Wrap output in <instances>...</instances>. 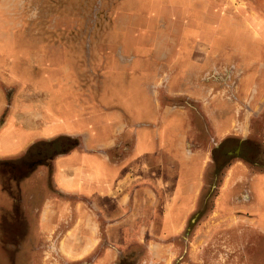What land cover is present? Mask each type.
I'll list each match as a JSON object with an SVG mask.
<instances>
[{
	"label": "rangeland",
	"instance_id": "374dc122",
	"mask_svg": "<svg viewBox=\"0 0 264 264\" xmlns=\"http://www.w3.org/2000/svg\"><path fill=\"white\" fill-rule=\"evenodd\" d=\"M176 1L177 11L172 0H0V90L6 97H0L2 107L13 103L12 114L17 116L18 122L24 123L27 116L38 122L42 118L41 107L49 103L51 110L45 113L44 121L49 120L48 132L53 134L58 129L55 122L60 110L72 115L71 104L87 102L86 106H89L90 102L97 101L105 104V87L106 84L113 85V77L111 74L107 77V62L102 58L106 53H115L117 48L111 50L117 37L109 29L115 22L155 28L159 23L150 19L151 16L164 17L165 21L160 20V25L175 26L176 22L180 25L176 16H189L185 12L189 11V0ZM228 1L236 9L242 7V11L236 10L232 14L242 24H239L236 37L250 39L257 35L259 41L242 57L226 55L224 69L235 65L239 73L231 79L230 71L225 70L226 101L230 102L235 93L241 97L239 101L244 107L249 103L248 90L251 86L256 88L255 81L258 87L256 99L264 94V56L260 57L258 50L257 57H251L249 51L264 48L260 40L264 36L255 35L249 29L247 8L252 1L260 12H264V0H257V4L254 0ZM226 8L225 5L222 9ZM151 33L143 38L147 43L154 41L155 35ZM153 47L145 48V60L126 64L144 70L148 76L147 85L150 82L153 85L154 72H167L173 67L168 61L148 60L154 52ZM133 54L137 55L138 49H134ZM108 64L116 65L117 62ZM233 83L235 92L231 90ZM167 85L164 83V89ZM262 97L259 98L261 102L264 95ZM156 98L160 99L158 95ZM161 98L166 100L162 102H175L172 100L175 98L167 95ZM31 103L34 112L29 115L27 105ZM211 138L203 139L208 150L213 142ZM253 138L264 145V137ZM193 144V151L199 156L193 159L192 168L189 167V143H186L185 151L178 153L177 166L172 163L176 168L158 167L162 174L157 171L156 179L160 177L159 180L166 182V190L162 187L158 195L147 191L145 221L137 224L131 219L128 233L133 236L78 239L70 235L75 222L65 205L47 206L43 220L35 214L37 207H30L28 214L32 221L26 220L20 206H3L0 209V264H264V192L252 190L248 184L240 193L229 188L232 184L227 189L235 166L230 159L217 166L214 163L208 166L210 168L202 173L204 180L201 181L202 174L198 170L202 146L198 142ZM168 161L169 157L164 159L163 154V162ZM259 164L264 169V161ZM154 172L156 170L146 169L147 178ZM191 184L194 185L193 195L189 190ZM254 198L256 207L250 205ZM152 201L156 205H151ZM60 212L67 213L66 217ZM167 212L172 214L171 226L164 227L159 220L149 221L153 217L161 218ZM187 217L188 222H185ZM169 229L173 236H161ZM154 234L160 236L153 237Z\"/></svg>",
	"mask_w": 264,
	"mask_h": 264
},
{
	"label": "crops",
	"instance_id": "0c3cea01",
	"mask_svg": "<svg viewBox=\"0 0 264 264\" xmlns=\"http://www.w3.org/2000/svg\"><path fill=\"white\" fill-rule=\"evenodd\" d=\"M172 1L177 11V1ZM229 2L189 0V11L184 9L189 16H176L181 23L178 25L176 22L175 26L160 25V20L165 21L161 16L150 17L159 23L155 28L132 27L130 22H115L109 30L117 37L111 48L117 47L116 51L106 53L102 58L107 62L104 66L107 77L109 74L113 77V85L106 84L105 87L106 103L96 100L95 108H89V111L82 103L73 104L69 108L73 110L72 115L63 114L60 110L55 122L58 128L56 133L49 134V120L44 121L48 103L41 107V121L36 122L27 116L22 123L12 114L14 110L11 104L10 108L7 105L6 113L7 109L4 110L0 102V209L3 206H20L26 220L32 221L28 214L32 207H37L35 214L43 220L47 206L65 205L75 222L70 233L73 237L92 240L133 236L128 233L131 219L137 224L145 221L147 191H154L158 195L162 187L166 190V182L160 181V177L156 179L157 171L162 174L158 167H165L166 170L176 168L178 153L185 151L186 143H189V167L192 168L193 159L199 156L193 151V143H203L199 159L204 160L206 155L207 145L200 137L220 139L238 134L232 127L242 124L241 121L237 122L239 109L236 105L241 103V97L234 93L232 100L229 98L230 102L226 101L224 70L230 71V78H236L239 73L235 65L224 69L226 55L242 57L250 47L257 46L259 41L256 34L264 36V12H260L252 1L249 2L248 26L256 37L238 38L236 31L242 24L232 14L236 10L242 11V7L240 5L241 8L236 9ZM254 2L257 4V0ZM225 5L227 8L223 10ZM184 11L180 10V13ZM150 31L155 37L153 42L147 43L143 38L151 35ZM260 40L264 47V38ZM125 46L127 49H123ZM148 46L155 47L148 60L173 63L170 71L154 72L153 85L151 82L147 85L148 76L144 70L126 66L129 62L145 60V48ZM159 46L166 49H158ZM134 49H138L137 55L133 54ZM258 50L260 57L264 56V48L249 50L250 56L257 57ZM110 61L117 64L109 65ZM164 83H168L166 89ZM231 86L232 92H235V83ZM160 93L175 98L172 99L175 102H162L165 99L161 98ZM248 93V100H257V88L251 86ZM2 95L3 91L0 90V97ZM156 95H160L159 100ZM184 100L189 104L184 105ZM33 109L32 103L27 105L29 115L34 112ZM66 142L72 144L64 147V152L51 160L54 186L50 189L43 164L36 169H27L26 166L32 161L36 150H40L42 156L44 151L54 146L53 143L60 145ZM163 154L164 159L169 157L168 162H163ZM6 166L10 168L9 171L5 170L7 176L3 174ZM235 166L238 168L239 165ZM146 169L156 172L147 178ZM251 179L259 180V186L254 185V188L263 193L264 175L256 172ZM189 190L193 195V184L189 185ZM152 202L151 205H156ZM250 205L257 206L254 202ZM60 213L66 217L67 213ZM135 214L137 217L133 219ZM150 220H159L164 227L171 226L173 222L170 212ZM171 232L169 229L161 236H171ZM94 245H97L96 241Z\"/></svg>",
	"mask_w": 264,
	"mask_h": 264
},
{
	"label": "flooded vegetation",
	"instance_id": "af4514ba",
	"mask_svg": "<svg viewBox=\"0 0 264 264\" xmlns=\"http://www.w3.org/2000/svg\"><path fill=\"white\" fill-rule=\"evenodd\" d=\"M225 72V70H224ZM256 75V74H255ZM259 75V74H258ZM258 78V77H257ZM255 86L257 87L256 81ZM1 87V86H0ZM264 89V88H263ZM161 96H166V94H161ZM159 95V96H160ZM264 95V94H263ZM263 95H261L259 98H261ZM259 98L257 100H248V105L244 106L242 104H239L237 110L238 120L237 122L241 121V126H234L232 127V130H236L238 134H236V137H241L239 139H234L230 137H212V143L210 149L206 151V155L204 157V160H202V166H199V173H204L208 170V166H211V164H215L216 166L224 161L225 159H230L231 162H233L234 165H239L238 168L236 166H233V171L230 173L229 177V184H227L228 187L232 184L231 189L235 193H240L244 185L248 184V187L252 190H254V185H258V181L252 180V176L256 172H261V174L264 175V169L259 164V161H264V145H261L258 141H256L253 137H264V101H259ZM263 98V97H262ZM153 101V99H152ZM84 102V101H83ZM184 105L189 104L186 100H184ZM7 104V103H6ZM10 104L12 105L13 110V103H9L8 106L10 108ZM60 104V101L58 102ZM69 105V103H67ZM88 103L84 102L83 105L85 108H87V111H89V108H95V103L90 102L89 106H86ZM72 105V104H71ZM7 105H5L6 107ZM4 107V108H5ZM8 108V107H7ZM5 108L4 110H6ZM47 111H50V104L47 105ZM61 108V106H60ZM62 111V110H61ZM241 114V115H240ZM241 116V118H240ZM240 118V119H239ZM245 120V121H244ZM248 126L247 128H245ZM201 139H205L207 137H200ZM201 141V140H199ZM201 143V142H200ZM72 143H63V144H56L53 143V147H50V149L47 151H44L43 155L39 154L40 150H34L33 158L31 159L30 163L27 164L26 168L28 169H36L41 164L44 165V168L46 169V181L50 184V189L53 188V178L51 176L52 174V158L56 156L57 154H60L64 152V147H68ZM206 144V143H204ZM203 145V143L201 144ZM207 148V147H206ZM205 149V148H204ZM205 153V152H204ZM223 159V160H222ZM204 161V162H203ZM210 161V163H209ZM237 163V164H236ZM242 163V164H241ZM3 167V166H2ZM215 168V167H214ZM10 168L6 166V169L3 168V174L6 176L8 173L6 171H9ZM6 170V171H5ZM246 173H249L246 175ZM201 181L204 180V176L200 177ZM3 189H6L3 187ZM7 190V189H6ZM256 195V194H255ZM258 201V199L256 200ZM222 204H225L224 201H221ZM220 202V203H221ZM254 204V200L251 202ZM195 216V215H193ZM184 219V218H182ZM194 219V218H193ZM185 222H188V217ZM190 230V229H189ZM188 235V233H187ZM173 236V235H172Z\"/></svg>",
	"mask_w": 264,
	"mask_h": 264
}]
</instances>
